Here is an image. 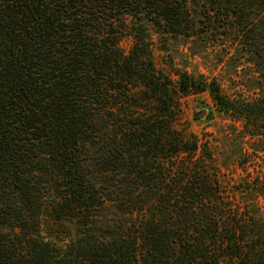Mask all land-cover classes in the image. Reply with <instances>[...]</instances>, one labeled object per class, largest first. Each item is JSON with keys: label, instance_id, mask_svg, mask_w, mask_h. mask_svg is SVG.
<instances>
[{"label": "trees", "instance_id": "trees-1", "mask_svg": "<svg viewBox=\"0 0 264 264\" xmlns=\"http://www.w3.org/2000/svg\"><path fill=\"white\" fill-rule=\"evenodd\" d=\"M144 20L232 27L264 58V0H0V264H264L179 97L261 133L264 94L160 72Z\"/></svg>", "mask_w": 264, "mask_h": 264}, {"label": "rangeland", "instance_id": "rangeland-1", "mask_svg": "<svg viewBox=\"0 0 264 264\" xmlns=\"http://www.w3.org/2000/svg\"><path fill=\"white\" fill-rule=\"evenodd\" d=\"M143 25L156 67L175 81L179 80L178 72L186 73L197 84L216 82L224 94L247 102L264 94V58H258L246 38L232 27L211 30L213 24H201L203 32L183 37L147 20ZM258 41L263 48L264 39L259 36ZM132 43L131 37H127L121 47L129 52ZM179 97L181 128L199 138L198 156H207L205 148L209 149L226 196L254 220L251 234L256 245L264 248V131L258 133L252 124L222 112L210 91ZM260 122L264 130V120ZM188 156L189 153L181 155V161ZM56 231L60 239L69 236L66 228L56 227Z\"/></svg>", "mask_w": 264, "mask_h": 264}, {"label": "water", "instance_id": "water-1", "mask_svg": "<svg viewBox=\"0 0 264 264\" xmlns=\"http://www.w3.org/2000/svg\"><path fill=\"white\" fill-rule=\"evenodd\" d=\"M204 113H201L200 116H203Z\"/></svg>", "mask_w": 264, "mask_h": 264}]
</instances>
